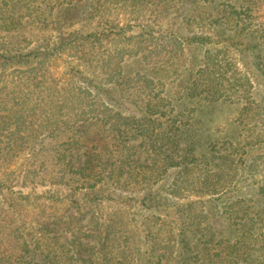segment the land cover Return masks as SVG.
Here are the masks:
<instances>
[{
    "label": "trees",
    "instance_id": "trees-1",
    "mask_svg": "<svg viewBox=\"0 0 264 264\" xmlns=\"http://www.w3.org/2000/svg\"><path fill=\"white\" fill-rule=\"evenodd\" d=\"M84 1L0 0V29L16 31L25 5L58 32L28 52L0 33V167L29 156L21 186L50 201L28 224L32 194L0 179V264H264V90L236 68L249 52L264 74V0H118L162 15L189 2L184 21L208 27L186 37L152 18L129 37L112 24L110 39L63 32ZM63 52L76 62L64 81L51 67ZM193 102L238 106L237 132L198 149Z\"/></svg>",
    "mask_w": 264,
    "mask_h": 264
},
{
    "label": "rangeland",
    "instance_id": "rangeland-1",
    "mask_svg": "<svg viewBox=\"0 0 264 264\" xmlns=\"http://www.w3.org/2000/svg\"><path fill=\"white\" fill-rule=\"evenodd\" d=\"M60 2H62V0H60ZM177 2L178 0H175L174 4ZM84 4L88 5L80 14L77 15L76 19L78 20L75 21L73 25H69L71 21H67L65 23V27L63 28V32L69 33L71 31H80L81 33L87 34L93 32L94 30L101 31L103 28H106L107 34L110 35V39L113 36V34H110V26L112 24H119L120 29H114V32H120V30L123 29V36L129 37L140 32L141 25L147 24V22H150L152 18L156 19L157 21L155 30H158L161 26H163V28L168 27L180 34H183L186 37L192 36L197 32H201V30H205L208 27L207 24H204V22L199 25L192 19L187 18L186 21H184L183 13L186 7L190 4L189 2H185L184 5L177 4L176 6H172L170 11L164 15L152 12L151 10L143 6H140L136 10L132 11L130 7L123 3H119L118 0H105L104 3L101 2V4L99 5V9H96L95 12L90 11L94 6V2L92 0H86L84 1ZM38 5L40 8H44V6H42L41 4H34V7ZM199 5L204 6L202 2L199 3ZM253 10H256L258 14L256 15L257 20L260 23L264 24V6H253ZM4 11L5 9H3L2 12L8 15V11ZM13 11L14 10H12L11 13H13ZM27 12V7L25 5L21 6L20 11L15 12L16 16L17 13L19 15V21L21 20L22 22V25H19L18 28L15 29L16 31L10 32L0 29V33H2L3 35H14V38L11 39L7 37V39H11L13 41L23 40L22 47L26 52H28L27 50L30 48V46L39 45L41 44V42L43 43L44 40H48L52 35H56L55 32H57L54 31V28L51 25L46 27L43 26L42 23L38 24L37 21L33 20L34 16L28 15ZM39 12L42 11L39 10ZM203 16L207 17L208 15L205 14ZM127 24H129L128 29L123 27ZM121 40L124 41L123 38ZM242 41L245 42L242 45L243 47L245 44H247V39L243 38ZM30 43H32V45H30ZM115 45L116 43H113L112 47H114ZM108 47L109 45H104V48ZM203 48H205V46ZM194 51L198 56L202 54V51L199 48H195ZM245 53L244 56L246 61L242 59V61L240 60V62L236 63V68H238V72L241 73L239 75L244 76L243 73L246 74L247 71H250L249 76L253 80L255 86H257L261 90H264V74H260L256 71V68L253 65L252 58L250 56H247ZM73 58L75 57L72 56V54L63 52L62 55L59 54V57L55 58L51 64L53 72H55L59 78H62L63 81L66 80L65 74L68 70V65L73 64L72 62L76 64V62L74 61L75 59ZM128 60L129 61L126 63L125 68L126 73L133 74L135 71L142 68L136 57H132ZM162 73L163 71H160V74ZM178 78V75L173 76V78H171L168 83L169 86H172ZM113 96L116 97V94L114 93ZM202 103L205 105L201 106L197 102L192 103V107H194L196 111L194 112V118H192V120L194 121V125L190 130V137H193L192 139L194 140V142L198 144V149L204 151L209 144L219 143V140L222 139L225 135H228L229 137L233 136V134L237 132V124L235 122V119L239 113V108L236 105L230 104L217 103L214 105H206V103ZM125 107L129 108L127 104H125ZM26 157L29 156L19 155L18 157H15L7 170L4 167H0V179H9L8 183L11 184L9 186H12V192L14 193L20 191L24 194H32L33 198L31 199V201L23 203L25 204V212L30 215L28 224L33 225L35 224V220L33 219L34 214L40 209L41 204L46 202L47 205L50 203V201L45 200V198L43 197L46 196V190L49 189L42 186H33V188L29 186H21L23 175L25 174V170L27 168V166L24 165L25 160L27 159ZM10 172L12 173L7 174ZM216 197L217 195L214 198ZM81 198L82 193L80 194V196L79 194L76 196V199ZM192 199L196 200L197 197H192ZM216 204H219V201ZM64 207L65 206H61L60 210ZM218 216L219 213H216V223L218 222L219 226H225V220L220 218V216L218 218Z\"/></svg>",
    "mask_w": 264,
    "mask_h": 264
}]
</instances>
